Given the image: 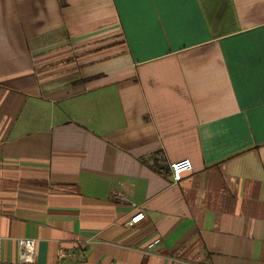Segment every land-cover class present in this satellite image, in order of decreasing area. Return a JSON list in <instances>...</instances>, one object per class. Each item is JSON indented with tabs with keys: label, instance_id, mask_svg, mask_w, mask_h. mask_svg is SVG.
Instances as JSON below:
<instances>
[{
	"label": "crops",
	"instance_id": "crops-1",
	"mask_svg": "<svg viewBox=\"0 0 264 264\" xmlns=\"http://www.w3.org/2000/svg\"><path fill=\"white\" fill-rule=\"evenodd\" d=\"M0 264H264V0H0Z\"/></svg>",
	"mask_w": 264,
	"mask_h": 264
},
{
	"label": "rangeland",
	"instance_id": "rangeland-1",
	"mask_svg": "<svg viewBox=\"0 0 264 264\" xmlns=\"http://www.w3.org/2000/svg\"><path fill=\"white\" fill-rule=\"evenodd\" d=\"M63 46H61L60 43L54 44L48 52L38 54L35 57L36 61L37 63L47 62L48 66H43L41 68L42 70L44 68L49 69L63 65V68L59 72H57L58 69L55 70L54 68V71L48 72V75L51 74L49 76L52 77L58 75L63 78L61 75L74 74L69 76H74V80L76 81L80 80V74H78V72L84 64H88L89 61L104 59L105 57L110 56L104 54H111V50H108L109 48L114 49L112 54L123 53L126 49L124 40L120 35H117L114 39L106 40V42L87 43L83 46L69 45V48Z\"/></svg>",
	"mask_w": 264,
	"mask_h": 264
},
{
	"label": "built area",
	"instance_id": "built-area-1",
	"mask_svg": "<svg viewBox=\"0 0 264 264\" xmlns=\"http://www.w3.org/2000/svg\"><path fill=\"white\" fill-rule=\"evenodd\" d=\"M193 168H194L193 163L189 158L177 160L171 164L172 175L176 181L181 180L182 175L186 172L192 171ZM144 217H145V213L143 211H140L131 218L130 224L137 223L142 219H144ZM20 244H21V260L29 263L34 262L35 240L32 238H21ZM62 255L64 256L65 253L62 252Z\"/></svg>",
	"mask_w": 264,
	"mask_h": 264
}]
</instances>
